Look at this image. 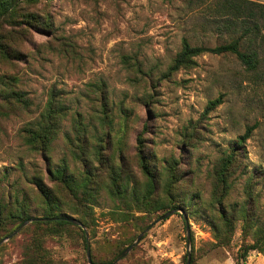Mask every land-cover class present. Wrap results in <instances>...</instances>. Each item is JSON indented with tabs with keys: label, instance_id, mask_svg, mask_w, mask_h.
Here are the masks:
<instances>
[{
	"label": "rangeland",
	"instance_id": "obj_1",
	"mask_svg": "<svg viewBox=\"0 0 264 264\" xmlns=\"http://www.w3.org/2000/svg\"><path fill=\"white\" fill-rule=\"evenodd\" d=\"M215 1L15 0L14 19L2 31L11 58L0 57V95L6 89L2 77L15 78L7 87L23 92L30 108L6 104L0 96V172L8 173L12 191L28 203L32 219L43 212L30 179L40 172L48 181V168L63 166V160L69 173L80 177L84 168L67 148L66 137L74 136L72 120L80 113L92 133L105 135L96 118L106 109L113 124L101 142L105 159L113 153L118 158L122 152L126 167L140 178L136 153L142 135L144 155L156 173L160 176L169 165L180 177L176 186L180 198L173 199L189 221L193 264H238L254 237L245 232L243 220L234 223L233 231L217 234L212 225L217 215L209 203L214 169L234 149L232 190L223 209L242 208L251 189L255 201L248 210L254 229L264 224V55L255 72L235 55L212 53L195 57L191 67L171 70L184 40L206 48L231 42L233 37L214 23ZM241 49L247 50L246 45ZM52 90L68 106L69 115L52 144L48 165L23 145L19 131L39 118ZM218 98L222 104L208 109ZM253 125L257 127L251 136L238 145ZM106 171L104 165L101 173L106 176ZM116 207L103 192L87 218L93 260L113 263L143 234L118 264H187L181 212L158 222L166 213L148 215L133 209L123 221L112 214ZM60 212L81 220L64 207ZM30 224L0 245V264L23 263L36 233ZM18 228L3 232L0 241ZM42 247L48 264H89L80 227L45 236ZM241 264H264V253L250 251Z\"/></svg>",
	"mask_w": 264,
	"mask_h": 264
},
{
	"label": "trees",
	"instance_id": "obj_2",
	"mask_svg": "<svg viewBox=\"0 0 264 264\" xmlns=\"http://www.w3.org/2000/svg\"><path fill=\"white\" fill-rule=\"evenodd\" d=\"M215 6L217 15L214 23L219 27V31L233 37L231 42L215 48H206L192 46L187 40H184L182 49L175 58L171 70L177 71L182 67L195 65L194 58L203 53L232 54L248 71L255 72L260 68L264 55V3L250 0H217ZM15 9V0H0V57L6 60L11 56L9 46L3 43L2 31L4 26L10 24V20L14 19L11 14ZM244 44L247 47L245 51L241 49ZM1 80L2 84L6 86V89L1 90L2 100L6 104L20 105L24 109H29L30 103L25 98V94L12 89V86L7 87L11 85L10 80L14 82L15 78L3 76ZM221 104L220 98L210 101L208 109H215ZM103 105L106 108L105 101ZM67 115H69L68 106L57 96V91L52 90L39 118L27 123L19 131V138L23 145L30 152L39 155L48 165L51 161L52 144L62 130ZM96 119L107 136L111 132L113 124L110 114L105 109ZM72 127L74 136L66 137L67 148L72 158L83 166L84 171L80 177H75L69 173L67 162L63 160V166L56 169L48 168V181L40 172L30 179L28 183L34 187L35 195L40 201L39 205L43 212L42 217L33 219L56 220L36 221L30 224L35 227L36 233L32 238V244L27 248L22 264H48L41 254L44 237L61 234L67 227L79 229V226L61 220L69 218L68 215L60 212L61 208L64 207L68 212L81 216L79 221L88 227L87 218L91 215L96 199L103 192L118 207L112 211V214L121 217L123 221H126L127 213L133 209L148 215H154L157 212L168 213L177 209L173 198H180L176 195V186L179 185L180 177L169 165L164 168V172L160 173V176L156 173L151 162L144 155L142 135L137 139L136 158L139 167L138 174L144 182H141L138 175L126 167L122 152L118 158L113 153L110 158L105 159L104 153L101 151V142L104 141L105 135L98 136L92 133L91 125L84 120L82 114L78 113L74 116ZM256 127L257 125L248 127L245 134L239 138L238 145L245 143ZM125 138L126 135H124ZM122 144L124 145L123 141ZM121 148L122 145L119 146V149ZM235 162L236 154L233 149L231 154H227L217 163L213 173L214 183L209 205L217 215V218L212 221L217 234L222 235L223 231H233L234 223L237 220H243L245 232L252 233L255 243L243 248L237 260V263L241 264V262H246L250 251L264 253V224L254 229L253 215L248 210L249 206L253 207L255 201L251 189L246 191L249 201L242 205V208L235 206L230 211L223 209L224 202L232 190L231 178L235 173ZM104 165L107 167L106 176L101 173V168ZM20 166L24 168L22 163ZM5 186H12L11 191L9 190L6 194L2 192V188ZM13 186V184H9L8 173L3 171L2 176L0 175V237L10 227L21 226L32 219L28 203L12 191ZM183 201L185 202L186 199ZM217 209L219 210L217 211ZM119 210L121 211L119 212ZM91 259L94 264H102L93 260L92 256ZM193 261L194 257L192 256L191 264Z\"/></svg>",
	"mask_w": 264,
	"mask_h": 264
},
{
	"label": "water",
	"instance_id": "obj_3",
	"mask_svg": "<svg viewBox=\"0 0 264 264\" xmlns=\"http://www.w3.org/2000/svg\"><path fill=\"white\" fill-rule=\"evenodd\" d=\"M181 212V214L183 215L184 221H185V225H186V232H187V249H188V258H187V264H191V259H192V254H191V230H190V225H189V221L187 218V215L185 214V212H183L182 210L179 209H175L173 211H170L168 213H166L164 216L160 217L158 222L166 219L168 217H170L171 215ZM56 219H30L28 221H26L25 223H23L21 226H19V228L13 232L11 235H9L7 238L3 239L0 241V245L3 244L4 242H6L7 240L12 239L13 237H15L25 226H27L30 223L36 222V221H43V222H49V221H53ZM61 220H66L67 222L71 223V224H75L79 227H81L86 235V245H87V259H88V263L89 264H94L92 262L91 259V246H90V241H89V233L87 231V229L85 228V226L83 225V223L81 221H79L77 218L75 217H69V218H64ZM154 225V224H153ZM153 225H151L149 228H147L146 231H148ZM143 234H141L136 242H134L131 246H129L124 252H122L115 260L113 263L111 264H118L122 259H124L141 241Z\"/></svg>",
	"mask_w": 264,
	"mask_h": 264
}]
</instances>
